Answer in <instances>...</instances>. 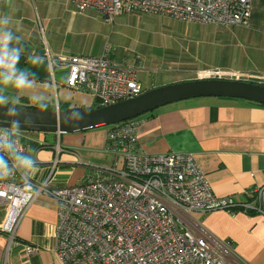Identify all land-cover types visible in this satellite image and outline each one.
<instances>
[{
  "label": "crops",
  "instance_id": "crops-1",
  "mask_svg": "<svg viewBox=\"0 0 264 264\" xmlns=\"http://www.w3.org/2000/svg\"><path fill=\"white\" fill-rule=\"evenodd\" d=\"M249 5L246 25L202 24L157 14L164 20L161 28L167 41L162 48L143 50L121 43L117 36L116 16L125 18L138 11L109 21L95 8L79 11L70 0H0V15L11 17L9 27L22 37L18 67L35 74L31 88L23 89L22 101H30L33 86L48 89L49 98L53 89L56 108L50 104L48 108L61 110L60 101L63 105L67 101L63 92L67 69L60 62L51 67L46 52L105 53L118 65L134 66L143 91L195 79L198 71L213 68L255 75L253 81L264 84V0H249ZM32 54L42 57L43 63L33 65L28 59ZM136 120L140 152L191 153L215 196L245 201L264 185V104L243 98L194 97L159 106ZM106 131L93 128L59 135L21 131L20 144L39 165L32 180L71 186L95 176L98 168L113 165L120 156L106 148ZM4 213L2 203L0 222ZM186 219L227 264H264L261 213L213 209L190 212ZM55 225V200L37 195L18 221L13 243L0 231V264H63L54 249ZM26 246L36 251L28 254Z\"/></svg>",
  "mask_w": 264,
  "mask_h": 264
},
{
  "label": "built area",
  "instance_id": "built-area-1",
  "mask_svg": "<svg viewBox=\"0 0 264 264\" xmlns=\"http://www.w3.org/2000/svg\"><path fill=\"white\" fill-rule=\"evenodd\" d=\"M70 1L79 11L99 10L109 21L134 11L202 24L246 25L250 17L249 0ZM45 55L51 67L56 62L66 67L67 88L88 92L100 106L143 92L136 68L118 65L105 53ZM197 78L254 82L258 76L213 68L198 71ZM136 130V118L108 125L106 148L118 151L120 159L81 183L54 186L48 180H32L29 187L19 175L0 182V204H5L0 231L9 243L27 207L45 194L56 202L54 249L63 264H227L212 243L188 226L186 216L193 211H232L236 205L264 215V185L250 202L215 196L191 153H142ZM25 249L28 254L36 251L32 246Z\"/></svg>",
  "mask_w": 264,
  "mask_h": 264
},
{
  "label": "water",
  "instance_id": "water-1",
  "mask_svg": "<svg viewBox=\"0 0 264 264\" xmlns=\"http://www.w3.org/2000/svg\"><path fill=\"white\" fill-rule=\"evenodd\" d=\"M243 98L264 104V85L238 79L195 78L178 81L143 91L139 95L93 108L41 111L38 107L16 105L19 118L29 122L21 131L74 133L108 126L154 110L155 108L194 97ZM9 106H11L9 104ZM0 107V124L8 126ZM77 113L79 115H77Z\"/></svg>",
  "mask_w": 264,
  "mask_h": 264
},
{
  "label": "clouds",
  "instance_id": "clouds-1",
  "mask_svg": "<svg viewBox=\"0 0 264 264\" xmlns=\"http://www.w3.org/2000/svg\"><path fill=\"white\" fill-rule=\"evenodd\" d=\"M11 23V17L0 15V107L6 109L4 116L8 118V126L0 127V182L14 180L19 175L21 182L31 187L39 170L38 161L20 144V132L29 122L19 118L20 110L16 106L19 98L10 101L6 93L9 87L31 88L35 74L18 67L24 49L20 46L22 37L12 31ZM28 59L33 65L43 63V58L35 54ZM31 99L41 111L47 110L46 97L33 95Z\"/></svg>",
  "mask_w": 264,
  "mask_h": 264
},
{
  "label": "rangeland",
  "instance_id": "rangeland-1",
  "mask_svg": "<svg viewBox=\"0 0 264 264\" xmlns=\"http://www.w3.org/2000/svg\"><path fill=\"white\" fill-rule=\"evenodd\" d=\"M116 17L117 36L123 44H130L133 47H138L143 50L144 48H150L151 46H154L155 48H162V45L167 41V35L161 28L164 20L160 15L136 12L133 13V15L126 16L125 18L122 16ZM30 91L32 96L45 95L47 97L46 99L48 100V104L56 108V95L53 89L51 93L49 92L50 98L48 97V89L46 88L33 86V89ZM63 92L64 97L66 98L65 101H67L65 105H63L64 103H62V100L60 101L61 109H63V106H68L69 109H73L93 108L97 105L95 98L88 92L82 90H70L66 87H64ZM23 93V90L9 87L6 94L9 96L10 101L12 98L18 97L19 101L17 104L33 105L34 102L32 99H30V101H22L21 95ZM106 127L108 128V126H103L97 129L104 128L107 130ZM48 139H53L52 134H48Z\"/></svg>",
  "mask_w": 264,
  "mask_h": 264
},
{
  "label": "trees",
  "instance_id": "trees-1",
  "mask_svg": "<svg viewBox=\"0 0 264 264\" xmlns=\"http://www.w3.org/2000/svg\"><path fill=\"white\" fill-rule=\"evenodd\" d=\"M261 84V83H260ZM262 85H264V84H262ZM30 106H32V107H37L35 104H33V105H30ZM97 106H100L98 103H97V105H96V107ZM48 109H51V110H54L53 109V107H49ZM66 109H69L68 108V106H63V109L62 110H66ZM77 109H80V108H77ZM253 197H254V192H252L251 194H250V196L249 197H247L248 199L247 200H245V201H238V203H240V202H250V201H252L253 200ZM242 210V211H244V212H246L247 214H254V213H257V211L256 210H254V209H249V208H244L242 205H236V206H233V207H231L230 208V210Z\"/></svg>",
  "mask_w": 264,
  "mask_h": 264
}]
</instances>
